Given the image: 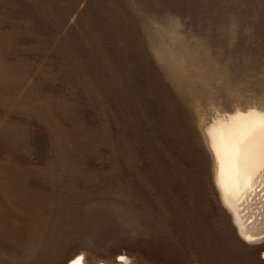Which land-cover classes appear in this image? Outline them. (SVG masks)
<instances>
[{
    "label": "rangeland",
    "instance_id": "374dc122",
    "mask_svg": "<svg viewBox=\"0 0 264 264\" xmlns=\"http://www.w3.org/2000/svg\"><path fill=\"white\" fill-rule=\"evenodd\" d=\"M253 107L264 0H0V264H264L206 139Z\"/></svg>",
    "mask_w": 264,
    "mask_h": 264
},
{
    "label": "bare ground",
    "instance_id": "6f19581e",
    "mask_svg": "<svg viewBox=\"0 0 264 264\" xmlns=\"http://www.w3.org/2000/svg\"><path fill=\"white\" fill-rule=\"evenodd\" d=\"M206 133L223 202L240 234L250 241L264 229V110L253 107L221 115ZM90 262L81 252L70 253L64 260L65 264ZM97 264L139 262L121 252Z\"/></svg>",
    "mask_w": 264,
    "mask_h": 264
}]
</instances>
